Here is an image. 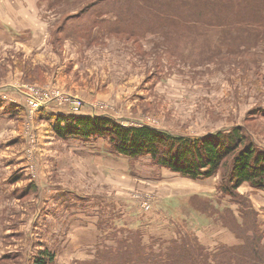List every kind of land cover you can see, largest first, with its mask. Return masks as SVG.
I'll return each mask as SVG.
<instances>
[{
  "label": "rangeland",
  "instance_id": "obj_1",
  "mask_svg": "<svg viewBox=\"0 0 264 264\" xmlns=\"http://www.w3.org/2000/svg\"><path fill=\"white\" fill-rule=\"evenodd\" d=\"M19 1L22 4L20 12L32 17L34 15L40 30L49 32V40L43 51L40 50V53H33L29 57L18 54L12 47L15 46L14 43L0 47V117L7 116L9 104L18 95L24 98L26 106L25 115L21 118L8 120L7 116L6 127L0 125L4 130L12 129L10 133L21 136L23 140L13 148H4L2 152L4 156H1L0 178L4 188L11 167L10 156L13 158L14 154L23 153L26 158L27 154L32 156L38 152L34 146L38 129L35 127L32 132V127L37 125L35 122L38 113L31 112L26 98L20 94L22 90L29 93L30 89H34L39 96L45 95V101L49 98V104L55 105L63 99H79L83 103L81 110L90 105L92 110L115 118L134 116L140 120L139 123H146L181 136L227 133L236 125H242V129L247 133L248 128L253 131V139H258L262 144L259 146L264 148V120L258 119L262 116L255 117L254 112H248L254 104L259 101L261 103V99H264V92L260 93L264 91V37L255 40L244 37L245 33L256 34L255 26L242 27L236 24L238 34L234 36L226 33L227 27L223 31L218 27H200L197 32L184 30L186 27L178 28L179 32L174 35L175 41L172 40L173 46L177 47L172 48V41H166V38L157 33L141 37L140 44L134 39L114 34L111 32L114 26L106 21L102 28H94L89 38L77 32H63L61 36L58 34L57 44H54V33L63 18L76 11L75 0H41L42 15L36 0ZM104 18L108 17L105 15ZM0 21H5L10 27L15 26L11 18L3 17ZM20 41V38H16L12 42L19 44ZM36 72L41 75V81H38L37 77L33 78ZM252 83L261 91L253 87ZM61 107H69L72 110V106L67 102ZM74 112L77 114L81 111ZM123 124L128 125L125 122ZM25 138L30 142L26 144ZM91 140L98 142L97 139ZM99 143L96 150L101 155L114 157L106 151L107 141L100 139ZM140 160L144 161L135 162L140 176L158 177L159 173L153 169L155 166L150 165V160ZM129 166L131 167L130 162ZM30 170L32 172L33 168ZM129 171L131 172L132 168ZM33 172H36V169ZM164 172L171 174L166 169ZM165 178L167 179L166 176ZM62 179L65 181L72 178L66 175L62 178L59 174L56 181L61 182ZM133 180L136 182V179L128 177L129 184ZM137 185L149 188L147 183ZM4 193L7 196L0 198L3 199L0 200V264H33L40 251L36 250V255H33L35 253L29 251V248L34 244H41L25 239L28 234L38 235L33 229L35 215L32 216L27 211L29 199L8 200V193ZM107 193L109 192L104 194ZM176 193H179L178 190ZM217 194H196L202 201L195 197L191 199L197 204L207 202L219 207L226 201L221 199L220 202ZM176 195L182 198H173L179 203L172 200L174 203L170 204V199L161 201V198H156L158 204L153 205V193L137 192L132 188L124 199L117 198L115 203L119 204V208L123 204L127 205L121 204L122 201L136 203L138 200L137 204L141 206L138 205L137 211L134 210L136 215L128 218L132 220L140 210L150 216L154 207L157 211L159 209V223H168V227L164 228L165 232L160 233V239L166 240L173 238L175 227H181L183 233V230L194 229L190 221H197L192 214L189 215L185 211L188 204L190 208L193 207V201L184 207L181 205L184 196L187 198L194 194ZM104 196L109 199L107 195ZM261 203L264 204V198ZM169 209L174 211L170 212ZM157 211L154 213L157 214ZM258 214V222L264 228L263 210L260 209ZM101 217L106 218L105 215ZM27 221L28 225L25 227L24 223ZM134 225L139 226L138 223ZM203 225V229L197 232L200 237L213 238L225 232L215 224ZM147 230L155 231L152 226L147 227ZM223 237L224 235L222 240H225ZM214 245L212 242L208 248L212 249ZM54 260L51 264H56ZM69 262L75 264L72 258Z\"/></svg>",
  "mask_w": 264,
  "mask_h": 264
},
{
  "label": "trees",
  "instance_id": "obj_2",
  "mask_svg": "<svg viewBox=\"0 0 264 264\" xmlns=\"http://www.w3.org/2000/svg\"><path fill=\"white\" fill-rule=\"evenodd\" d=\"M74 6L76 11L68 13L54 33V44H57L58 34L61 36L63 32H77L89 38L93 29L102 28L106 21L114 26L112 33L134 39L139 44L141 37L156 33L166 41H175L178 28L184 27V30L193 32L200 27H218L222 31L227 27L226 33L234 36L238 34L236 24L255 26L256 34H244L247 39L264 37V0H75ZM105 15L108 18L104 20ZM173 41L172 48L177 47L173 46ZM33 75L34 79L42 80L39 73ZM62 121L54 127L56 137L65 141L73 138L86 144L93 141L91 139L107 141L106 151L127 158L134 177L139 176L135 162L144 161L140 159L150 160L152 167L165 168L191 180L219 175L217 197L220 202L221 199L226 201L219 207L207 202L197 204L191 199L195 197L202 201L196 194L182 200V207L193 201V207L188 204L185 211L197 219L190 221L194 229L181 233L182 228L175 227V235L166 242L156 237L148 239L145 226L136 227L135 222L126 220L117 209L115 198L105 202L96 197L92 212L98 213L99 221L105 225V233L99 237L96 256L87 264H264V228L258 222L259 211L239 191L241 185L247 183L252 189L264 193V148L240 125L227 133L181 136L146 123L124 125L122 120L105 114L71 115ZM67 143L68 147L73 146V142ZM21 169H9L6 188L0 178V198L7 196L4 192L8 193V200L23 198L29 202L41 196L34 180L26 186L16 185L18 181L30 179ZM63 196L67 202L65 206L74 205L66 193ZM88 197L81 194L73 209L88 211L91 208L86 207ZM78 204L83 208H77ZM125 208L130 214L137 211L134 204ZM31 210L35 211V207ZM101 215H105L106 220ZM138 215L146 216L147 220L151 218L145 211ZM203 224L226 229L239 243L230 246L217 242L209 249L197 234ZM37 251L40 252L33 264H51L55 259L48 250Z\"/></svg>",
  "mask_w": 264,
  "mask_h": 264
},
{
  "label": "crops",
  "instance_id": "obj_3",
  "mask_svg": "<svg viewBox=\"0 0 264 264\" xmlns=\"http://www.w3.org/2000/svg\"><path fill=\"white\" fill-rule=\"evenodd\" d=\"M40 1L41 0H36V5L39 10L42 8ZM21 5L19 0H0V18H11L15 23V26L10 27L5 21H0V47L2 48L8 46V44L14 43L15 46L12 47H14V50H17L18 54L23 57H29L33 55V53H40L45 49L49 40V32H42V30H40L38 22L34 19V15L33 17L26 13V15H23L20 12ZM40 14L42 15V9L40 10ZM44 16L46 17L45 13ZM15 37L20 38L21 41L19 44L12 42L16 39ZM252 84L253 87L255 86L259 89L255 83ZM259 90L261 91V89ZM263 92L264 91H261L260 93ZM261 101V103L259 101V103L257 102L254 106L252 105L253 108L249 109L248 112H254L255 117L262 116L258 119L264 120V99H261ZM8 108V120H17L21 118L26 112L24 98L19 95L14 97L13 102L9 104ZM37 113L38 118L35 122L37 125L35 124L36 126L32 127V132H34L35 127L36 130L38 129L37 134L35 132L36 140L34 144L35 151L38 149V152L32 156L27 154L26 158L23 156V153L14 154L15 156L13 158L10 156L9 159L11 161H9V164H11V167L9 169L14 171L22 167L21 170L25 172L26 175L30 176L28 180L18 181L16 184L17 186H26L32 180L38 185L37 191L40 192L41 196L27 202L29 206L27 210L28 213L32 216L35 215L33 229L37 231L38 235L34 234L31 236L28 234L25 236V239L31 243L38 241L41 244L39 245L40 247L34 244L29 248V251L34 253L36 250L40 249L48 250L55 255L54 261L56 264H70L69 260L71 258L75 264H87L96 256L97 245L100 243L99 237L105 233L103 232L105 225H102L99 221L98 213L95 214V212H92L95 209L96 197L104 199L105 202L112 201L113 198L124 199L125 195L133 188L137 190V192L146 191L153 193L154 198H152V200L154 205L156 203L158 204L156 198H161V201L170 199L169 203L173 204L174 202L179 203V201L177 202L173 199L180 198L176 194L190 195L218 192L220 185L219 175L207 179L191 180L183 178L179 174L173 173L168 169L166 170L171 174L164 172L165 169L154 167L153 169L159 173L158 177L155 175L152 177L140 175L134 177L129 171L130 166L128 167L129 160L127 158L120 156L111 158L106 155H101L100 152L96 150V147H99L100 144L99 140L98 142L93 140L86 144L85 142H79V140L73 138H70V141L69 139L65 141L55 136L54 127L57 125V122L68 119L71 115L92 116L101 113L92 110L90 105H86L81 112L76 114V112L70 110L69 107H59L55 104H50L38 110ZM7 116L4 117V115H1L0 117V125L3 124V127H6V122L8 121L6 120ZM117 118L128 123V125H135L140 122V120L134 116H117ZM62 123H64V121H62ZM3 127H0V163L2 161L1 156H4L2 154L4 148H13L23 141L21 136L10 133L12 129L10 131L4 130L5 127ZM248 131L254 138L255 135L253 131L249 128ZM262 138L264 139V137ZM25 142L27 144L30 141L28 138H25ZM67 142H73V146L68 147L69 143ZM256 142L262 145L258 139ZM8 155L9 154H7V156ZM31 167L33 170L36 169V172H33V170L31 172ZM59 174L62 178L66 175L72 179H67L65 181L62 179L61 182L56 181L58 180ZM128 177L136 179V182L133 180L132 183L129 184ZM138 183H147L149 188L138 186ZM191 184L193 186H190ZM13 187L16 186L13 185ZM176 190H178L179 193H176ZM181 191L183 193H181ZM239 191L251 200L256 210L260 212L261 209L264 213V204L261 203V199L264 198L263 192L252 189L247 183L241 185ZM105 192L109 193L104 194ZM65 193L67 198L71 200V204L73 203L74 205H76L81 194H87L89 197L86 207L91 208H89L88 211H84L73 209L75 207L74 205H71V207L65 206V203H67L63 196ZM74 194L76 195L74 196ZM104 195H107L109 199H106ZM188 197L190 196H187V198ZM185 199L184 196L183 200ZM172 200H174V202H171ZM137 201L136 203L122 201L121 204H134L137 209L138 205L139 207L141 206L137 204ZM34 203L36 204L34 205ZM33 207H35V211L31 210ZM77 208L83 207L78 204ZM117 209L123 213V216L127 218L126 220L138 223L139 226H145V224H147L144 231L148 239L150 238L153 240L154 237L160 239V237H162L160 233L165 232L164 228L168 227L167 222L159 223L160 220L157 218L160 212H158L159 209L158 211L156 210V207H154V210L157 211V214L154 213L155 211L152 212L149 220L146 219V216L142 218V215H138L143 213L141 210L137 213L135 219H128L133 214L128 212L124 204ZM172 211L174 210H170V212ZM134 215H136V213ZM119 220L120 219H118V222H120ZM24 224L26 227L28 221ZM149 226H152L155 231H148L147 227ZM202 227L203 226H201V228ZM223 230L225 232L222 235L213 238L198 236L200 241L208 247L212 242H214L215 245L217 242H225L230 246L239 243L230 232L226 229ZM223 235L225 240H222ZM167 240L169 239L163 241Z\"/></svg>",
  "mask_w": 264,
  "mask_h": 264
},
{
  "label": "built area",
  "instance_id": "obj_4",
  "mask_svg": "<svg viewBox=\"0 0 264 264\" xmlns=\"http://www.w3.org/2000/svg\"><path fill=\"white\" fill-rule=\"evenodd\" d=\"M33 88V87H31ZM21 95H23L26 98L27 104L29 109L31 110V112L33 111H37L39 108L42 107H46L49 105L50 99L48 98L45 101V95L41 94L40 96L38 95L39 93L34 91V89H30V92L27 93V91L22 90ZM70 103V105L72 106V110L74 111H80L81 110V106H82V102L78 99H69L68 101H66L65 99L61 100V101H57V106H63L65 105V103Z\"/></svg>",
  "mask_w": 264,
  "mask_h": 264
}]
</instances>
